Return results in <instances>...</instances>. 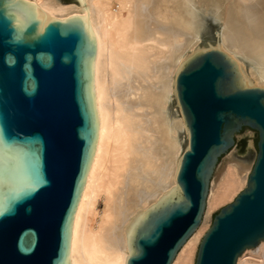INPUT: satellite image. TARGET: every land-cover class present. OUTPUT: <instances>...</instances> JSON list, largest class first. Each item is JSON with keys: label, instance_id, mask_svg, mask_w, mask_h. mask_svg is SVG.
Masks as SVG:
<instances>
[{"label": "water", "instance_id": "1", "mask_svg": "<svg viewBox=\"0 0 264 264\" xmlns=\"http://www.w3.org/2000/svg\"><path fill=\"white\" fill-rule=\"evenodd\" d=\"M57 19L0 0V264H69L70 222L96 133L86 4ZM188 130L177 188L134 222L125 264H169L198 225L209 179L236 132L253 130L245 184L211 210L193 264H235L264 239V87L242 86L226 51L184 57L174 78ZM159 220V223L157 221Z\"/></svg>", "mask_w": 264, "mask_h": 264}, {"label": "bare ground", "instance_id": "2", "mask_svg": "<svg viewBox=\"0 0 264 264\" xmlns=\"http://www.w3.org/2000/svg\"><path fill=\"white\" fill-rule=\"evenodd\" d=\"M30 1L52 18L80 16L72 2ZM82 1L93 36L96 133L71 217L68 259L69 264H125L134 222L177 188L188 130L176 97V72L185 56L216 46L234 61L240 85L264 87V0ZM205 14L219 29L201 45ZM172 97L180 112L176 117L167 108ZM225 161L208 185L198 225L169 264H192L210 211L244 184L245 160L231 154ZM263 240L244 248L235 264H251L245 256L263 255L264 249H253Z\"/></svg>", "mask_w": 264, "mask_h": 264}, {"label": "rangeland", "instance_id": "3", "mask_svg": "<svg viewBox=\"0 0 264 264\" xmlns=\"http://www.w3.org/2000/svg\"><path fill=\"white\" fill-rule=\"evenodd\" d=\"M206 15L207 14L204 15V29L200 32V37L202 39L200 41L201 45H203L206 40L212 41L213 38L215 37L214 32L219 29L218 23L210 15H207V16ZM174 101L175 100L172 97L167 103V108H169L168 111H169L170 115L172 116L174 114L173 116L176 117V115L178 116V114L180 112L178 111L179 108L176 105L177 103ZM180 137L181 138L183 137L182 132L180 133ZM231 154H233L238 159L245 160L246 165L248 166V169L245 171L246 172L245 181H246L248 171L250 170L251 164H252L253 159H254L253 130L236 132L234 134V144L229 148V150L226 153H222L218 157L217 163H216L214 170L212 172V175L210 176V179H209V186L210 187L215 182V180H217V175H219V173L221 171L220 168L222 169V166L225 165V162H226L225 160ZM244 184H245V182H244ZM244 184L240 188H242L244 186ZM236 192H235V194H236ZM233 196L229 199H226L225 201L221 202L220 204H218L216 206H220V205L230 201L233 198ZM210 220H211V211H210V214L208 217L207 225L210 222ZM261 242L263 243L264 240ZM261 242L256 247L253 248V249H255V252L258 250V248H259L258 252L261 251V248L264 249V246H263L264 244H261ZM260 244L262 245V247ZM245 257L252 260V263L250 262L251 264H253L254 262H255L254 264H263L264 263V254L261 256H259V254H258V256H255V257L254 256L251 257V256L247 255ZM193 260H194V256L192 258V264H193Z\"/></svg>", "mask_w": 264, "mask_h": 264}, {"label": "snow or ice", "instance_id": "4", "mask_svg": "<svg viewBox=\"0 0 264 264\" xmlns=\"http://www.w3.org/2000/svg\"><path fill=\"white\" fill-rule=\"evenodd\" d=\"M157 223H159V220L157 221Z\"/></svg>", "mask_w": 264, "mask_h": 264}]
</instances>
